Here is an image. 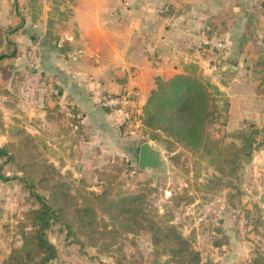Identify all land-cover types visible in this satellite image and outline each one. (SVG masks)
I'll use <instances>...</instances> for the list:
<instances>
[{
	"label": "rangeland",
	"instance_id": "obj_1",
	"mask_svg": "<svg viewBox=\"0 0 264 264\" xmlns=\"http://www.w3.org/2000/svg\"><path fill=\"white\" fill-rule=\"evenodd\" d=\"M224 30L207 38L227 41ZM17 32L0 27V148L9 152L0 157V252L22 246L19 223L38 207L35 192L59 217L48 231L58 252L49 264H177L189 259L178 250L183 247L199 251L204 262L213 264H247L264 254V119L256 124L261 132L253 161L238 176L220 172L209 157L178 145L170 154L150 140L143 110L139 113L134 101L119 109L103 107L123 111L117 136L97 138L93 129L84 130L83 117H68L64 110L55 111L65 120L61 135L49 126L46 134L37 133L43 128L26 120V105L36 107L42 95L54 101L57 88L34 61L37 43L10 41ZM241 32L244 38L238 37L236 44L244 54L233 59L228 51L204 48L194 36L189 47L200 44L215 72L223 67L229 71L224 63L236 66L235 73L264 95V27ZM22 50L32 52L28 61L11 68V55ZM194 66L200 73L196 64L188 71ZM234 131L225 126L217 134L228 143ZM145 142L162 150L164 169L139 168ZM176 154L181 155L177 164L171 160ZM134 197L132 210L122 214L118 201ZM177 234L189 245L180 243Z\"/></svg>",
	"mask_w": 264,
	"mask_h": 264
},
{
	"label": "crops",
	"instance_id": "obj_2",
	"mask_svg": "<svg viewBox=\"0 0 264 264\" xmlns=\"http://www.w3.org/2000/svg\"><path fill=\"white\" fill-rule=\"evenodd\" d=\"M254 25L264 27V0H0V27L18 29L11 42L37 43L34 61L59 93L55 102L42 95L36 107L26 105V120L42 134L49 126L61 135L65 120L55 111L70 105L82 113L85 131L117 136L123 111L104 109L105 98L135 91L132 106L141 113L156 77L183 74L195 64L229 98L228 128L260 125L263 93L239 72H215L200 44L189 47L194 37L198 43L203 33L217 37L226 29L227 57H239L241 29ZM31 54H12L8 64L24 65ZM8 254L0 252V264Z\"/></svg>",
	"mask_w": 264,
	"mask_h": 264
},
{
	"label": "trees",
	"instance_id": "obj_3",
	"mask_svg": "<svg viewBox=\"0 0 264 264\" xmlns=\"http://www.w3.org/2000/svg\"><path fill=\"white\" fill-rule=\"evenodd\" d=\"M192 72L176 74L171 77H156L155 88L151 90L143 107L142 123L149 139L166 146L173 153L175 145L182 146L194 154L209 157L216 168L229 176H238L254 158L258 149L257 138L261 130L252 121L235 130L226 143L224 135H218L229 121L230 100L219 87L206 81L197 67ZM226 85V83H224ZM74 118L82 113L71 106ZM160 132L165 135L162 138ZM7 148H0V157L8 155ZM176 164L181 155H171ZM3 178V177H2ZM38 207L31 209L19 223L22 246L10 250L3 264H49L57 256V248L50 241L48 231L59 219L53 206L39 194L32 192ZM136 197L119 200L122 214L132 210ZM116 203V201H115ZM178 241L189 245L182 235ZM184 252V262L177 264H213L204 262L201 253L190 248H178ZM176 252V251H175ZM247 264H264V254H258Z\"/></svg>",
	"mask_w": 264,
	"mask_h": 264
},
{
	"label": "built area",
	"instance_id": "obj_4",
	"mask_svg": "<svg viewBox=\"0 0 264 264\" xmlns=\"http://www.w3.org/2000/svg\"><path fill=\"white\" fill-rule=\"evenodd\" d=\"M202 46L204 48H213L214 50L220 52L219 54L226 53L228 51V43L225 40H218L215 42L212 39H208L207 37H203ZM56 94H59L58 91H56ZM136 94L137 93L135 91H133V92L128 94L129 97H127V98H124L125 96H123V97L110 96V97L105 98L102 101L101 105L104 108L119 109L121 107V105H124V104H127V103L134 101ZM63 110L66 112L68 117H71V118L75 117V113L73 111V108L70 105H65L63 107Z\"/></svg>",
	"mask_w": 264,
	"mask_h": 264
},
{
	"label": "water",
	"instance_id": "obj_5",
	"mask_svg": "<svg viewBox=\"0 0 264 264\" xmlns=\"http://www.w3.org/2000/svg\"><path fill=\"white\" fill-rule=\"evenodd\" d=\"M224 66L229 69L231 73H235L236 66L224 63ZM165 161L162 159V150L156 149V147L150 142H145L140 146L139 152V168L145 170H160L165 168Z\"/></svg>",
	"mask_w": 264,
	"mask_h": 264
}]
</instances>
